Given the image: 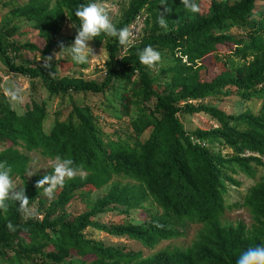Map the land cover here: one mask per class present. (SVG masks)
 <instances>
[{"label":"trees","instance_id":"1","mask_svg":"<svg viewBox=\"0 0 264 264\" xmlns=\"http://www.w3.org/2000/svg\"><path fill=\"white\" fill-rule=\"evenodd\" d=\"M14 1L11 13L32 22V37L17 38L16 26L8 21L1 26L0 64L27 79L29 107L16 113L0 94V161L11 166V176L22 177L27 157L17 148L36 151L50 160L72 158L86 179L77 175L66 181L51 199L35 186L51 170L22 179L29 205L36 201V214L41 216L25 219L18 202L12 201H8L7 212L0 210L3 263L236 264L242 251L264 245V175L242 197L250 226L219 224L225 208L232 206L224 202L225 183L238 185L231 174L240 172L251 178L262 165L264 0H196L198 13L186 10L182 0H166L171 9L164 13L167 28L158 23L164 12L161 0H129L114 24L118 29L129 27L142 17L134 46L123 51L117 38L103 33L89 41L97 46L104 40L106 60L99 82L57 77L56 65L72 63V59L52 57L68 52V47L59 49V43L70 46L76 35L74 27V34L55 38L65 18L78 27L76 8L93 0ZM232 22L243 24V36L227 33ZM147 45L161 54L156 74L139 61L138 52ZM21 51L32 52L39 60L18 62ZM46 57H52L51 61ZM231 58L241 62L231 66ZM45 63L49 66L44 67ZM39 90L47 98H58L53 110H47L39 93L36 96ZM76 93L103 95L114 117H127V130L122 135L112 130L115 138H109L92 107L72 101ZM207 98L259 99L262 105L256 115L248 110L224 112L201 102ZM63 99L67 101L62 103ZM199 113L215 120V127L186 130L179 117ZM49 115L50 124L45 127ZM213 142L225 145L231 153L213 152L208 147ZM113 178L125 183L112 182L86 211L75 216L57 214L71 200L88 197ZM147 200L154 211L147 212L148 218L140 224L90 221L99 211L127 214ZM9 221L16 226L15 232L6 227ZM192 223L201 227L186 248L167 247L150 256L104 246L82 232L89 226L152 248L159 241L183 236Z\"/></svg>","mask_w":264,"mask_h":264},{"label":"rangeland","instance_id":"2","mask_svg":"<svg viewBox=\"0 0 264 264\" xmlns=\"http://www.w3.org/2000/svg\"><path fill=\"white\" fill-rule=\"evenodd\" d=\"M129 0H107L106 3L110 7V14L111 19L114 22L118 18H120L122 12L127 6ZM16 2L14 0H0V27L3 26L7 21L9 25L16 26V34H18L20 39H30L32 37V28L30 24L32 22L23 20L21 18L15 17L11 13V8L14 7ZM141 19L139 17L134 21L132 24L129 25L130 29H134L135 33L137 34L140 26H141ZM73 24L65 18L63 22V26L55 38L60 36H68L75 33V28L72 26ZM229 30L227 31L228 34L241 37L244 34L243 24L240 22H232L229 24ZM20 33V34H19ZM104 40L97 46H93L92 43L88 42L90 48L92 49V54L89 56L88 62L84 64H77L71 60L72 63H58L56 65V76L57 77H80L85 80H94L99 82L103 76V64L106 60V52L103 48ZM125 49L123 48V51ZM121 51L120 54L123 52ZM70 56L69 52H61V53H54L52 55L53 58L56 57H67ZM21 58H18L17 61L24 63V64H32L37 62L39 59L33 57L32 52L21 51ZM241 60L236 58H231L230 64L231 66L237 65ZM158 67L152 68V72L155 74L158 72L156 71ZM214 69L211 70V72ZM208 78V76H207ZM155 87H159V85H154ZM19 89L18 92V99H13L11 93ZM41 96L43 100L45 99L47 102V110L51 111L54 109L56 103L58 102V98L50 97L47 98L46 93L39 90L36 93V96ZM0 94L5 98L9 107L13 109L16 113H21L25 108L29 107V85L27 79L6 71L2 65L0 64ZM103 95H90V94H81L76 93L72 94V101L79 105H89L92 107L94 112L97 115V120L99 124L102 126V132L109 135V138H115V135H112L111 131L115 130L120 135H122V131L127 130V117L125 116H113L114 111L108 104H106V98ZM67 100L62 101L65 103ZM204 104L213 105L224 112H234L240 113L242 111L248 110L253 115L259 114L260 107L262 101L259 99H249L246 101H239L233 99H225L223 101H217L215 99H203L201 100ZM64 105V104H63ZM51 120V116L49 115L45 119V127L49 126ZM180 122L183 124L186 130H192L194 128H201V129H208L211 127H215L216 122L213 119H210L207 115L202 113L193 114L191 116H184L179 117ZM143 135L139 137L140 140H143ZM104 138V136L102 137ZM213 152H219L220 154H230V150L223 144L218 142H213L208 145ZM19 152H21L24 156L27 157V163L24 172L22 173V177L18 175H12V179L18 185V188L22 184V179L28 180L30 177L27 176V170L32 169H39L36 174H41L46 171L52 169L48 167L49 161L48 158L42 157L36 151L26 152L21 148H17ZM247 154V153H246ZM261 166H257L255 168V173L253 177H246L240 172H236L231 174V177L238 182V185L233 186L230 184H226L225 193H224V202L226 205H231L229 208H225L222 215L219 217V224L221 226H231L233 227L236 223H242L246 228L250 226L252 220L250 214L248 212L247 207L242 205V197L244 196L245 192L255 184L256 181L264 175V155L261 156ZM33 176V175H32ZM119 182L120 184L125 183L123 180L119 179H111L105 186L92 191L88 197H84L82 199L75 198L71 200L64 209L58 211L57 214L66 215V216H75L79 215L81 212H84L91 206L92 203L101 199V197L105 194L106 190L109 188V185L112 182ZM38 204L36 201L29 205V208L35 212L34 217L36 219L40 218V214L37 212L36 208ZM150 210V211H148ZM158 210V209H157ZM154 207L150 200L145 201L141 207L131 209L127 211V214L116 213L114 211L103 210L97 212L95 215L90 217V221L97 222L99 224H108L109 222H117V223H129V224H140L148 218L147 212H153ZM24 216V215H23ZM201 225L199 224H189L186 226L184 235L175 239L170 240H162L156 243L152 248H145L140 245L138 242L127 239L125 237H114L109 236L101 231H97L92 227H86L82 232L83 235L87 239L95 240L103 244L104 246H118L125 250L129 251H139L143 256H150L156 251L163 249V248H186L194 239L196 233L200 229ZM0 264L3 263L0 260Z\"/></svg>","mask_w":264,"mask_h":264},{"label":"clouds","instance_id":"3","mask_svg":"<svg viewBox=\"0 0 264 264\" xmlns=\"http://www.w3.org/2000/svg\"><path fill=\"white\" fill-rule=\"evenodd\" d=\"M164 5V12L160 14L158 23L160 26L167 28V20L164 13L171 11L166 5V0H161ZM184 8L193 13H198L200 7L196 0H182ZM110 7L106 0H93L88 4H80L75 10V16L80 21L76 27V35L70 46H65L63 42L59 43V49L68 47V52L73 62L84 64L88 62L89 56L92 54L88 42L98 37L101 33L118 39V42L125 51L134 46L135 30L129 27L117 28L111 19ZM141 64L152 69L161 62V54L151 45L145 46L138 52ZM123 59V57H120ZM52 57H46L47 61H51ZM47 63L44 67H48ZM19 89L11 93L13 99H18ZM48 167L52 169L51 174H45L36 182V188H42L45 196L49 199L53 198L57 188H62L66 181L75 179L77 175L81 179H86L84 173L79 166L75 165L72 158L55 157L49 161ZM39 169L27 170V176L36 174ZM12 168L7 161H0V210L7 212L9 208L8 201L18 202V211H20L25 219L31 218L35 212L29 208V198L25 193L24 187L14 182L11 176ZM9 231L15 232L16 226L9 221L6 225ZM236 264H264V245L250 246L242 251L238 257Z\"/></svg>","mask_w":264,"mask_h":264},{"label":"built area","instance_id":"4","mask_svg":"<svg viewBox=\"0 0 264 264\" xmlns=\"http://www.w3.org/2000/svg\"><path fill=\"white\" fill-rule=\"evenodd\" d=\"M136 35V34H135Z\"/></svg>","mask_w":264,"mask_h":264}]
</instances>
